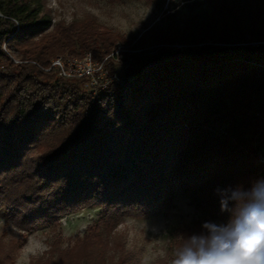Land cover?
Instances as JSON below:
<instances>
[{"label":"trees","instance_id":"1","mask_svg":"<svg viewBox=\"0 0 264 264\" xmlns=\"http://www.w3.org/2000/svg\"><path fill=\"white\" fill-rule=\"evenodd\" d=\"M206 2V16L156 36L153 54L121 51L118 81L94 96L52 61L90 54L115 73L124 40L90 19L53 24L44 0H0V204L12 224L33 231L98 205L110 235L121 216H153L175 194L227 222L216 188L264 177V0ZM202 222L180 229L176 248ZM99 229L79 247L105 264ZM72 254L43 264H76Z\"/></svg>","mask_w":264,"mask_h":264},{"label":"rangeland","instance_id":"2","mask_svg":"<svg viewBox=\"0 0 264 264\" xmlns=\"http://www.w3.org/2000/svg\"><path fill=\"white\" fill-rule=\"evenodd\" d=\"M44 4L53 24L90 19L124 40L117 43L114 52V57H118L112 62L115 73L95 72L96 84L91 83V78H82L86 82L84 88L93 91L94 96L108 92L113 82L118 81L114 76L125 68L118 56L121 51L149 56L158 49L154 43L156 36L168 33L175 24H182L194 15L209 13L206 0H44ZM83 63L88 64V60ZM229 124L230 119L212 126L210 132L223 134ZM253 145L257 146V142L253 141ZM259 152L264 155L263 145ZM4 210L5 206L0 204V253L7 254L14 242L19 244L10 253L12 264H43L49 258L54 262L59 253L72 248L71 259L76 264H99V260L88 256L87 247H79L97 226L102 227L99 229L102 239L109 242L100 252L105 264H170L180 229L195 221L209 220L182 194H175L171 205L153 216H121L110 235L103 231V208L98 205L65 214L53 226L38 225L33 231L12 224Z\"/></svg>","mask_w":264,"mask_h":264},{"label":"clouds","instance_id":"3","mask_svg":"<svg viewBox=\"0 0 264 264\" xmlns=\"http://www.w3.org/2000/svg\"><path fill=\"white\" fill-rule=\"evenodd\" d=\"M215 192L227 222L203 221L174 250L170 264H264V177Z\"/></svg>","mask_w":264,"mask_h":264},{"label":"built area","instance_id":"4","mask_svg":"<svg viewBox=\"0 0 264 264\" xmlns=\"http://www.w3.org/2000/svg\"><path fill=\"white\" fill-rule=\"evenodd\" d=\"M82 60H88V64L83 63ZM51 68H55L56 70L58 69L59 74L66 78H91L92 84H96V80L93 78L94 74H96L95 72H98L99 74L105 72L102 64H97L92 61L90 54H86L80 59L73 57L63 59L62 57L58 56L52 61ZM46 71H49V69Z\"/></svg>","mask_w":264,"mask_h":264}]
</instances>
